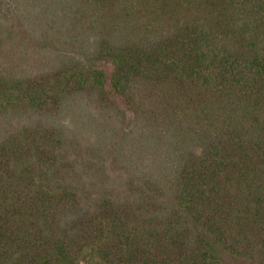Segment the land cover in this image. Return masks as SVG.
I'll return each instance as SVG.
<instances>
[{
  "label": "trees",
  "instance_id": "trees-1",
  "mask_svg": "<svg viewBox=\"0 0 264 264\" xmlns=\"http://www.w3.org/2000/svg\"><path fill=\"white\" fill-rule=\"evenodd\" d=\"M0 264H264V0H0Z\"/></svg>",
  "mask_w": 264,
  "mask_h": 264
}]
</instances>
